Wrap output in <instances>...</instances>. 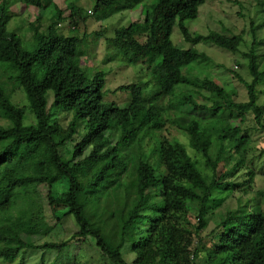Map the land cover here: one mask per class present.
I'll return each mask as SVG.
<instances>
[{
    "label": "trees",
    "instance_id": "obj_1",
    "mask_svg": "<svg viewBox=\"0 0 264 264\" xmlns=\"http://www.w3.org/2000/svg\"><path fill=\"white\" fill-rule=\"evenodd\" d=\"M17 1L23 7L41 11L51 2ZM6 2L0 0V62L17 73L0 80V117L6 121L5 126H0V260L11 263L22 249L58 250L65 245L66 240L34 245L21 238V231L37 230V217L28 216L26 207L27 198H30L26 195L27 188L33 185L46 187L47 204H62L64 213L73 218L77 226L74 236L92 238L100 255L111 264H192L191 258L196 254L195 237L206 226L205 215L212 191L236 192L239 189L247 193L250 190L252 171L243 166V158L235 156L244 153L245 148L242 143L234 142V138L245 139V136L238 125L230 124L233 121L240 124L243 115L249 112L258 128L264 131L263 109L256 104L255 95L256 86L264 83V67L257 69L255 41L252 40L244 53L250 80L246 82L233 74L245 89L243 101H236L233 91L225 90L208 78L174 77V84L187 86L193 93H207L203 98L209 103L198 102L190 93L175 92L170 86L162 89L156 83L154 71L148 79L120 84L109 91L104 87L103 71L97 70L88 78L80 65L79 46L85 34L75 37L57 31L61 26V10L56 9L55 17L49 18L44 32H39L41 26L35 17L31 30L38 46L29 51L21 49L17 36L5 29L12 15ZM139 2L141 0H95L94 10L99 11L98 19H105L116 12L132 9ZM203 2L153 0L141 7L139 21L116 28L106 42L121 54L127 65L140 63L146 69L161 68L176 51L170 40L173 26H177L182 41L190 45L205 42L234 53L241 41L239 35L227 37L213 30L206 34L191 33L183 25L184 20L196 17ZM257 2L264 18V0ZM66 8L68 28L84 21V11L79 6L68 3ZM122 48L126 49V55L121 52ZM182 55L188 65L210 62L205 53L192 46L183 49ZM15 84L25 95L33 124L23 125L22 109L9 101ZM121 90L128 95L124 105L103 101L108 92ZM183 108L195 114L188 115ZM52 110L70 113L66 130L50 120ZM79 123L81 134L72 146L70 161L80 156L85 147L91 152L87 160L94 159L93 153L99 151L97 147L101 144L94 146L93 141L112 130L117 133L113 144L101 155L104 159L108 153L110 158L94 168L93 178L88 177L87 183L78 180L79 174H85L79 162L64 161L58 151L76 136L75 128ZM166 124L177 129L186 143L201 155L210 168L208 175L200 173L182 142L156 134ZM150 141V148L143 153L142 145ZM132 142L136 146L133 155L136 195L129 200L123 194V209L116 211L114 216L116 229L100 233V225L90 217L92 211L87 212L88 206L97 201L92 194L101 181L104 183L101 187L105 185V169L112 168ZM210 146L215 150L213 158L209 155ZM151 158L156 160L155 166L150 163ZM223 162L230 167L220 172L217 168ZM237 169L243 170L246 178L232 182L228 178L233 177ZM54 184L62 186L58 195H52L49 190ZM17 200L24 207L19 209V206L17 215H11L8 210ZM240 210L238 206L235 211L224 212L212 233L215 241L205 253L207 264H264V215L259 210L240 214ZM191 215L194 223L189 219ZM41 217L44 220V214ZM130 234L135 235L130 245L134 257L127 263L121 248Z\"/></svg>",
    "mask_w": 264,
    "mask_h": 264
},
{
    "label": "rangeland",
    "instance_id": "obj_2",
    "mask_svg": "<svg viewBox=\"0 0 264 264\" xmlns=\"http://www.w3.org/2000/svg\"><path fill=\"white\" fill-rule=\"evenodd\" d=\"M45 1V0H42ZM95 0H51L41 11L33 9V7H23L17 0H7L8 11L12 13L5 29L7 32H13L18 40L19 46L24 50H33L38 46L33 39L31 23L35 17L39 19V32H44L49 18L53 19L56 14V9L61 10V26L57 27V31L65 35L81 37L84 33L85 38L79 46L81 56L79 62L85 71L88 78H91L93 73L101 70L105 73V88L113 90L114 87L120 84H126L137 80L148 79L151 72H155L156 83L162 89L166 86L172 87L177 91L190 93V95L198 102H207L203 97L207 93H193L187 86L174 84V77L185 75L188 77L197 76L199 78H208L216 82L219 86L227 91L235 93L236 101H243L246 98L245 89L233 74H237L241 79L248 82L250 76L247 71V58L244 53L248 51L253 40L255 41V60L257 69L261 70L264 67V18L260 11V5L257 0H204L198 7L197 15L193 19H186L183 25L191 33L206 34L209 30L219 32L227 37L231 35H239L240 43L237 45V50L233 53L221 49L213 44L199 42L195 45H190L182 41L177 26H173L170 40L175 46V52L170 60L161 68L155 69L150 67L146 69L140 63L127 65L120 53L114 50L107 44L106 39L114 35V30L120 26H126L130 22L139 21L141 19V7L153 2V0H141L132 9L122 10L111 14L105 19H98L99 11L94 10ZM68 3H73L79 6L87 15L84 14V21L77 22L73 28H68ZM91 11V13H90ZM257 43V44H256ZM192 46L197 51L205 53L210 62L208 63H193L188 65L185 63L182 55V50ZM121 52L126 55V49L122 48ZM13 70V69H12ZM10 71L7 64L0 62V80L5 77L14 75L17 71ZM256 104L263 109L261 114V124L264 125V83L256 86ZM49 98V97H48ZM9 101L16 107H20L23 111L22 124L30 125L34 123L33 116L27 108V101L21 87L13 85V90L10 93ZM50 99H48V102ZM106 103H114L117 106H122L128 102V95L125 91L108 92L103 97ZM187 110L188 115L195 114L194 111ZM71 115L68 112L51 111L50 120L54 122L61 130H66ZM224 125H228L223 122ZM5 119L0 117V126H5ZM230 125H238L241 129V134L245 136L235 137L234 142L242 143L245 150L244 153L236 154L241 157L243 166L246 170L252 171V181L250 190L247 193L241 192L239 189L234 192L229 189H217L212 191L211 200L207 213L205 215L206 226L195 237V253L191 258L192 264H207L206 251L215 241L212 233L216 231V226L221 220L226 210L235 211L238 206H241L240 214L248 213L252 210H259L264 215V131L258 128L252 117V114L247 112L243 115V120L239 124L237 121L231 122ZM79 127V128H78ZM75 134L71 140L65 142L58 148L60 157L68 162H79L78 164L84 170V175H78V180L81 183H87L88 177L93 178L95 173L94 168L99 164H104L110 158L107 153L103 159L101 155L104 151L113 144L116 137L115 130H112L108 135L98 137L93 141V145L101 144L97 147L96 153H93L94 159L87 160L90 155V149L85 147L81 155L70 161L72 146L78 141V136L81 134L80 123L75 128ZM159 136L166 139H177L182 142L186 152L197 165L201 174L208 175L210 168L205 165L201 155L191 148L184 136L174 127L166 124L162 130L157 132ZM107 139L109 143H107ZM246 142V144H245ZM151 146V141L146 145H142V151L145 153ZM106 147V148H105ZM105 149V150H104ZM90 152V153H89ZM136 152L135 143H130L122 151V155L118 157L113 167L105 169L106 178L103 180L105 185L101 187L102 181L96 185L93 198L97 199L96 203L88 206V211H92L90 216L95 223L100 225V233H108L116 229L115 213L122 207V196L126 194L129 200L135 197L136 171L133 155ZM214 147L210 146V158L214 156ZM144 157L147 155L143 154ZM233 157V156H232ZM150 163L155 166L156 160L150 159ZM230 167L229 164L221 163L217 170L225 172ZM244 168V169H245ZM243 170H235L234 176L228 178L232 182H239L246 178L243 175ZM109 174V177L107 176ZM243 187V186H242ZM53 194L58 195L62 190L61 184H54L49 189ZM46 187L30 185L27 188L26 207L28 216L37 217L36 231L32 233H23L21 238L34 245L42 243H59L66 240L65 245L58 250L30 248L22 249L15 260L7 263L0 260V264H111L106 258L102 257L94 246V241L89 236L82 238L74 236L77 232V226L69 214L64 213V206L60 203L47 204L45 198ZM55 195V197H56ZM20 206V207H19ZM18 207L23 208L21 201H16L8 210L11 215H17ZM93 208V209H92ZM20 214V213H19ZM44 214V220L41 219ZM26 217V214H21ZM193 215L189 216L191 223H194ZM39 218V219H38ZM72 236L71 239H69ZM135 239V235H129L124 245L121 248L123 259L129 263L134 255L130 251V245Z\"/></svg>",
    "mask_w": 264,
    "mask_h": 264
}]
</instances>
